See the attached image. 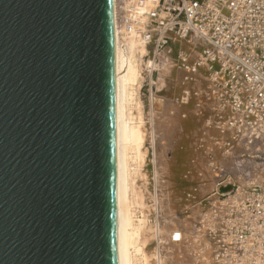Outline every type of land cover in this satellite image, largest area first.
<instances>
[{"label":"water","instance_id":"95a60500","mask_svg":"<svg viewBox=\"0 0 264 264\" xmlns=\"http://www.w3.org/2000/svg\"><path fill=\"white\" fill-rule=\"evenodd\" d=\"M114 0H0V264H120Z\"/></svg>","mask_w":264,"mask_h":264},{"label":"bare ground","instance_id":"6f19581e","mask_svg":"<svg viewBox=\"0 0 264 264\" xmlns=\"http://www.w3.org/2000/svg\"><path fill=\"white\" fill-rule=\"evenodd\" d=\"M212 1L215 10L236 11L225 0ZM127 2L114 0L119 263L229 264L215 257L221 221L213 207L227 197L236 201L231 191L239 185L252 191L264 171L253 172L259 162L237 133L243 111L230 106L224 75L223 84L211 82L210 63L202 59L210 44L187 29L183 4L170 30L153 14L161 0L126 11L128 26L138 21L152 33L146 42L119 23L124 11L118 7ZM155 98L163 101L161 110Z\"/></svg>","mask_w":264,"mask_h":264},{"label":"built area","instance_id":"2783aa9c","mask_svg":"<svg viewBox=\"0 0 264 264\" xmlns=\"http://www.w3.org/2000/svg\"><path fill=\"white\" fill-rule=\"evenodd\" d=\"M144 1L157 0H128L125 7L118 8H138ZM161 1L163 4L156 8L159 13L153 14L162 17L166 30L178 25L171 22L183 4L188 11L184 9L187 29L210 44L202 51V59L210 63L211 82L223 84L220 79L224 75L230 106L244 114L245 124L237 133H242L251 158L259 162L253 172L264 170V0H225L236 7L229 12L215 10L212 0ZM120 19L123 22V16ZM139 32L146 42L152 37L146 27ZM257 174L260 176L252 191L233 189L236 201L227 197L212 210L221 221L213 235L215 257L229 264H264V171Z\"/></svg>","mask_w":264,"mask_h":264},{"label":"rangeland","instance_id":"374dc122","mask_svg":"<svg viewBox=\"0 0 264 264\" xmlns=\"http://www.w3.org/2000/svg\"><path fill=\"white\" fill-rule=\"evenodd\" d=\"M124 6H125V4H124ZM126 11L127 10H124V14L122 15L123 16V22L121 21V19H119V23H120V25H121V27H125V29H127V30H129V31H132L133 33H135V34H137L138 36H142V34H140V32H139V29L140 28H143L141 25H140V23L138 22V21H136V22H134V23H132L131 25H127V22H125V20H126V18H125V16H126ZM119 18V17H118ZM139 81V80H138ZM139 83L137 82L136 84H135V87H138L139 85H138ZM155 101H153V103H154V105L156 106V109L157 110H161L162 109V104H163V101L161 102V101H159L160 100V98H155L154 99ZM157 102V103H156ZM161 105V106H160ZM170 106V105H169ZM158 107V108H157ZM160 107H161V109H160ZM172 108H175V107H172ZM170 109V108H169ZM169 109L167 110V112L168 113H172V111H171V109H170V111H169ZM172 110H174V109H172ZM166 139H167V137L165 138V140L163 139V141H166ZM174 140H172L171 141V143L173 142ZM172 146V145H171ZM171 146H169V148H168V150H167V153L168 154H172V152H173V150L171 149ZM213 157H215V154H214V152L213 151H210L209 153H208V158H209V160H212V158ZM258 165V164H257ZM238 167V166H237ZM250 167V166H249ZM225 168H222L221 169V171H226V169L224 170ZM240 169V168H239ZM250 169H252V167H250V168H248L247 170H246V172L249 174L250 173ZM245 172V173H246ZM222 173V172H221ZM246 173V174H247ZM248 181V180H247ZM246 183L247 182H245V183H243V186L244 185H246ZM250 185H251V183H250ZM241 187V185H239V186H237V189H239ZM250 187V186H249ZM226 192V191H225ZM224 199V198H223ZM222 200V199H221ZM221 202V201H220ZM220 202H219V204H220Z\"/></svg>","mask_w":264,"mask_h":264}]
</instances>
